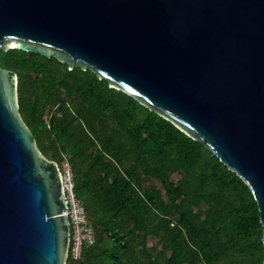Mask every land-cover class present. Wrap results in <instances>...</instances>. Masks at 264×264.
I'll list each match as a JSON object with an SVG mask.
<instances>
[{
  "label": "water",
  "instance_id": "1",
  "mask_svg": "<svg viewBox=\"0 0 264 264\" xmlns=\"http://www.w3.org/2000/svg\"><path fill=\"white\" fill-rule=\"evenodd\" d=\"M8 49L90 70L203 145L248 186L264 264V0H0ZM17 82L0 68V264H66L60 170Z\"/></svg>",
  "mask_w": 264,
  "mask_h": 264
},
{
  "label": "trees",
  "instance_id": "2",
  "mask_svg": "<svg viewBox=\"0 0 264 264\" xmlns=\"http://www.w3.org/2000/svg\"><path fill=\"white\" fill-rule=\"evenodd\" d=\"M38 151L69 167L94 235L66 264H263L257 205L236 173L90 70L0 51Z\"/></svg>",
  "mask_w": 264,
  "mask_h": 264
},
{
  "label": "built area",
  "instance_id": "3",
  "mask_svg": "<svg viewBox=\"0 0 264 264\" xmlns=\"http://www.w3.org/2000/svg\"><path fill=\"white\" fill-rule=\"evenodd\" d=\"M59 170L66 207L63 209V215H66L69 221L70 231V244L67 258L71 261H77L83 246L93 244L94 235L88 224L85 209L75 195L72 174L69 167L63 163Z\"/></svg>",
  "mask_w": 264,
  "mask_h": 264
},
{
  "label": "bare ground",
  "instance_id": "4",
  "mask_svg": "<svg viewBox=\"0 0 264 264\" xmlns=\"http://www.w3.org/2000/svg\"><path fill=\"white\" fill-rule=\"evenodd\" d=\"M12 46V45H11Z\"/></svg>",
  "mask_w": 264,
  "mask_h": 264
}]
</instances>
